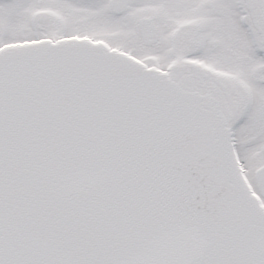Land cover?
<instances>
[{"label": "snow or ice", "instance_id": "1", "mask_svg": "<svg viewBox=\"0 0 264 264\" xmlns=\"http://www.w3.org/2000/svg\"><path fill=\"white\" fill-rule=\"evenodd\" d=\"M0 264H264V0H0Z\"/></svg>", "mask_w": 264, "mask_h": 264}]
</instances>
